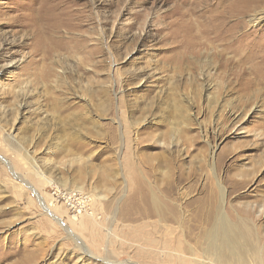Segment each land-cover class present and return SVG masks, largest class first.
<instances>
[{
    "label": "rangeland",
    "instance_id": "374dc122",
    "mask_svg": "<svg viewBox=\"0 0 264 264\" xmlns=\"http://www.w3.org/2000/svg\"><path fill=\"white\" fill-rule=\"evenodd\" d=\"M147 184L264 264V0H0V264H221Z\"/></svg>",
    "mask_w": 264,
    "mask_h": 264
},
{
    "label": "bare ground",
    "instance_id": "6f19581e",
    "mask_svg": "<svg viewBox=\"0 0 264 264\" xmlns=\"http://www.w3.org/2000/svg\"><path fill=\"white\" fill-rule=\"evenodd\" d=\"M171 176L167 175L171 181L167 177L164 178L165 182L162 181L165 183L164 188L174 192L175 187L171 185L173 181ZM188 177L184 173V180ZM179 180H183L182 177H179ZM147 188L149 191L148 205L151 209L148 213L166 222L170 220L178 223L180 231L177 233V238L181 239L184 234L188 237L192 236L199 254H204L215 263L221 264H262L260 262L263 258L261 257L262 250L257 245L258 241H255L253 226L246 223L243 217L230 216L221 209L219 202L223 189L220 187L217 189L209 187L202 192L201 198L204 204L199 205V199L193 198L185 201L182 206L175 203L167 206L153 192L152 185L147 184ZM181 250L189 253L190 247L186 245Z\"/></svg>",
    "mask_w": 264,
    "mask_h": 264
},
{
    "label": "built area",
    "instance_id": "2783aa9c",
    "mask_svg": "<svg viewBox=\"0 0 264 264\" xmlns=\"http://www.w3.org/2000/svg\"><path fill=\"white\" fill-rule=\"evenodd\" d=\"M84 204V203H83Z\"/></svg>",
    "mask_w": 264,
    "mask_h": 264
}]
</instances>
